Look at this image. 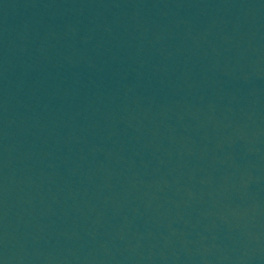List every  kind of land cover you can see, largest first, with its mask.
Segmentation results:
<instances>
[{
	"label": "water",
	"instance_id": "95a60500",
	"mask_svg": "<svg viewBox=\"0 0 264 264\" xmlns=\"http://www.w3.org/2000/svg\"><path fill=\"white\" fill-rule=\"evenodd\" d=\"M0 264H264V0H0Z\"/></svg>",
	"mask_w": 264,
	"mask_h": 264
}]
</instances>
